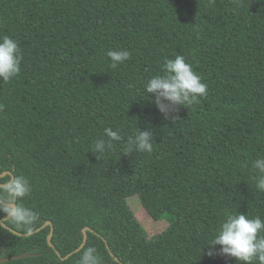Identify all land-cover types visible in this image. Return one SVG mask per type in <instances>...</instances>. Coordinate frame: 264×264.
<instances>
[{
	"label": "trees",
	"instance_id": "1",
	"mask_svg": "<svg viewBox=\"0 0 264 264\" xmlns=\"http://www.w3.org/2000/svg\"><path fill=\"white\" fill-rule=\"evenodd\" d=\"M3 35L23 59L0 80V174L28 179L23 203L38 220L30 236L0 231V259L19 256L1 264H78L88 247L103 264H237L206 253L226 213L264 220L252 168L264 158V0H0ZM109 50L131 59L114 68ZM176 55L209 94L172 119L145 85ZM109 127L122 140L93 152ZM139 129L152 130L153 151L126 155ZM135 194L165 230L147 234ZM49 220L62 256L93 231L63 260L52 227L36 231Z\"/></svg>",
	"mask_w": 264,
	"mask_h": 264
},
{
	"label": "clouds",
	"instance_id": "2",
	"mask_svg": "<svg viewBox=\"0 0 264 264\" xmlns=\"http://www.w3.org/2000/svg\"><path fill=\"white\" fill-rule=\"evenodd\" d=\"M107 56L112 61V67H117L131 59L127 50H109ZM23 56L18 43L8 35L0 37V80L10 81L21 71ZM163 75H155L145 85L146 94L153 100L158 111L166 118L178 110L177 106H192L199 102V98H207L208 85L202 82L193 66L186 62L185 57L176 55L175 59H168L163 64ZM4 107L0 104V110ZM107 139L100 138L93 145V152L104 154L111 151L114 142L121 141L119 130L104 129ZM152 130H140L129 136L125 154L132 151H153ZM252 168L257 171L255 187L264 192V158L252 162ZM32 191L31 184L24 176H12L0 184V231H7L6 224L11 223L23 228L26 235H31L33 226L38 220V213L25 206L23 200ZM220 248L217 251L216 246ZM208 256L224 255L235 258L237 264H253L258 261L264 264V220L260 217L249 218L247 215L226 213L225 219L218 232L207 244ZM78 264H103L102 257L95 247H88L83 251Z\"/></svg>",
	"mask_w": 264,
	"mask_h": 264
},
{
	"label": "rangeland",
	"instance_id": "3",
	"mask_svg": "<svg viewBox=\"0 0 264 264\" xmlns=\"http://www.w3.org/2000/svg\"><path fill=\"white\" fill-rule=\"evenodd\" d=\"M128 202L135 213L136 217L143 224L148 235L153 236L165 230L170 224L168 219L155 220L144 208L137 194L128 198Z\"/></svg>",
	"mask_w": 264,
	"mask_h": 264
},
{
	"label": "water",
	"instance_id": "4",
	"mask_svg": "<svg viewBox=\"0 0 264 264\" xmlns=\"http://www.w3.org/2000/svg\"><path fill=\"white\" fill-rule=\"evenodd\" d=\"M8 174L11 175V177L14 176V174H13L11 171H6V172L1 173V174H0V177H4V176H6V175H8ZM2 219H3V218H2ZM49 225L52 227V229H51V233H50V235L48 236V243H49L50 246H52L53 248H55V246H54V244L52 243V240H51V239H52V236H53V232H54V227H53V222H52V221H50V220L47 221L43 226H41L40 228H38L36 231H39V230H41V229H43V228H45L46 226H49ZM6 227H8L7 224H6ZM88 231H93V229H91V228L88 227V226H86V227L83 229V234H84L83 242H82V244H81V245H80L75 251H73L72 253H69V254L66 255V256H62V255L59 253V251L55 248L56 252H57L58 255L61 257V259H63V260L67 259L71 254L80 251V250L84 247V245H85V243L87 242V239H88ZM14 232L17 233V234H19V235H21L20 232H16V231H14ZM111 254L114 256V254H113L112 251H111ZM20 256H26V254H22V255H20ZM16 257H19V256L1 258V259H0V264H1L2 262H5V261L11 259V258H16ZM115 259H116L117 261H120V259H119L118 257H115ZM120 263H121V264H124V263H122V262H120Z\"/></svg>",
	"mask_w": 264,
	"mask_h": 264
}]
</instances>
